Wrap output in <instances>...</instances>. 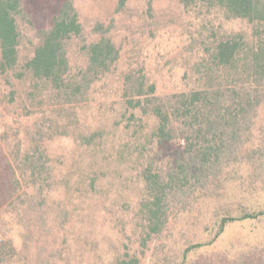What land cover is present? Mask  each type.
<instances>
[{"label": "trees", "instance_id": "obj_1", "mask_svg": "<svg viewBox=\"0 0 264 264\" xmlns=\"http://www.w3.org/2000/svg\"><path fill=\"white\" fill-rule=\"evenodd\" d=\"M126 2L118 0L117 9L123 10ZM178 2L206 14L217 9L226 20L244 21L248 31L212 30L209 39H200V56L191 65L196 82L188 89L160 93L142 67L124 72L126 125L135 117H149L157 145H179L166 157L147 154L139 170L145 190L137 211L140 244L165 236L169 243L160 250L159 264H187L194 249L214 242L229 225L264 218V205L249 203L264 198V121L258 122L264 111V0ZM24 29L33 30L38 43L21 64ZM82 31L74 0H61L50 24L40 27L24 0H0V73L8 81L10 72L19 80L29 77L28 96L38 105H45V99L59 104L41 109L40 116L43 125L64 127L62 133L69 120L78 118L77 104L120 59L107 28L97 23V37L81 46L84 63L73 70L70 44ZM45 132L39 124L28 132V142H11L9 156H3L0 264H38L41 256L48 264L49 255L62 251L59 242L66 240L62 230L71 203L50 195L53 167L39 143ZM97 135L93 131L76 137L90 145ZM115 264H139V257L126 251Z\"/></svg>", "mask_w": 264, "mask_h": 264}, {"label": "rangeland", "instance_id": "obj_2", "mask_svg": "<svg viewBox=\"0 0 264 264\" xmlns=\"http://www.w3.org/2000/svg\"><path fill=\"white\" fill-rule=\"evenodd\" d=\"M60 1L24 0L37 27L50 24ZM117 1L74 0L83 31L80 38L71 40L72 69L84 63L81 46L97 37V23L107 28L120 59L93 84L87 99L77 104L78 118L69 120L66 133L59 132L64 127L54 130L41 124V109L59 104L45 99V105H38V100L28 96L29 77L19 80L10 72L8 81L0 73V173L5 174L3 156H9L11 142L19 138L28 142V132L40 124L46 132L39 143L53 167L55 183L50 195L66 205L71 203L62 230L66 240L59 242L62 251L49 255L53 264H115L126 251L137 255L139 264H159L160 250L169 243L165 236L140 244L137 211L145 190L139 170L147 154L166 157L179 145H157L151 135L154 121L149 117H135L126 125L129 111L121 100L124 72L142 67L160 93L188 89L196 82L191 65L200 56V39H209L212 30L219 34L248 31L242 20H226L217 9L209 14L198 8L185 9L178 0H127L120 11ZM22 31L21 64L38 43L33 30ZM260 121H264V111L258 116ZM93 131L98 132L93 144L76 137ZM249 203L260 207L264 198L249 199ZM45 257H37L38 264ZM187 264H264V218L229 225L214 242L194 249Z\"/></svg>", "mask_w": 264, "mask_h": 264}]
</instances>
